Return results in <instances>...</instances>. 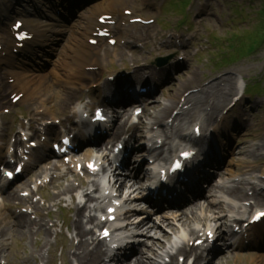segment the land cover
Listing matches in <instances>:
<instances>
[{
	"label": "rangeland",
	"instance_id": "1",
	"mask_svg": "<svg viewBox=\"0 0 264 264\" xmlns=\"http://www.w3.org/2000/svg\"><path fill=\"white\" fill-rule=\"evenodd\" d=\"M167 1L169 3L171 0ZM172 1L174 2L175 0ZM176 1L177 5L174 2L175 6H173V2H170L171 4L167 5L164 13L162 11L163 9L160 7H156L155 9L151 7L148 8L144 4L145 0L132 1V3L141 10L138 14L139 16H146L148 19H157V23L147 28L134 26L132 29L127 30L125 34H129L127 39L131 40L125 47L120 44V47L109 48L107 40L104 41L100 45L104 50L101 59L104 61L105 70L107 69V72H103V77L108 76V71L114 74L123 73L126 75V78L130 77L128 81H136L133 86L138 85L141 80L139 77L136 78L133 76L136 74L134 69L139 70L142 75L147 73V75L150 76L159 71L158 67L155 66L159 58L167 59L171 57L169 64L159 71L163 74L162 77L160 79L158 78V80L156 79V84L165 83L162 91L158 93L153 103V105H156L157 102H159L161 107L155 110H151L150 108L149 112L146 114V116H148L142 121V123L145 124L139 126L141 132L143 131L147 135L150 131H147L146 125H153L155 123V121H153L156 116L155 111H162L164 107L162 104L173 106L172 104L175 102L182 103L189 95H192L196 91L199 92L197 95L199 96L198 99L203 103L208 100H228V95H225L231 92V94L235 92V95H237L239 92L236 90L232 91V88L236 87V84L239 83L238 81L241 78H245L247 83L251 86V91L254 92L255 96L252 97L254 103L240 107V114L234 116L239 117L241 114L246 113L244 118L250 122L241 130V132L246 135H244V140L240 142L242 143L240 144V148H245V155H238L241 150H230L231 153L235 152V156H230V172H228L229 175H231L232 172L233 175H238L242 173L244 169H247L250 164H254L256 165L254 170L255 174L258 175L257 177L264 178L261 173L264 171V157L258 158L257 152L255 150L253 151L254 143H259L264 149V45L254 54H246L240 61L230 66L225 65L222 60L223 57L231 58L232 56L230 53L233 55V50L230 49L231 45L229 44V40L233 35L236 34V36H243L244 38L247 31L252 32L256 27L261 25L262 16H260V13H264V0H192L190 7L188 6L189 8H186L187 5L182 8V4L179 5V0ZM164 2H166V0L158 1V3L163 4ZM127 8H131V6ZM183 22L186 23V25L181 26L180 24ZM29 24L32 25V21H30ZM174 33L184 34L182 39L183 47H181L180 50L175 40L169 39V35L173 36ZM70 34V29H67V31H65V36H63L57 48H54L56 51L52 56L51 66L48 68V76L56 83H54L56 87L44 93V98L48 99V102L50 101V104L54 106L55 103L57 104L58 101L62 100L61 98V100H58L57 96L58 94H62L64 91L62 89L64 87L68 88L67 93L70 96L74 94L75 96L77 95L71 105L63 104L60 107L59 104H57L56 108L54 107L55 112L60 113L59 116L69 114L71 106L87 98L85 92H82V87H80V90L78 88L75 89V85L70 81V73L68 69L65 68L66 65L70 63V58H72L73 48L76 42V40L72 39ZM258 38L262 40L261 35H259ZM179 40L181 41V39ZM244 51L246 53V49H244ZM61 72L62 75H55ZM44 75H46V73ZM61 76H64V78H60ZM223 78L225 80L227 79V81L213 84ZM230 78L231 80H229ZM106 80H108V77L105 79V82ZM152 80L154 81L155 79ZM122 83H124V81ZM153 85H155V83ZM8 92H10V89L5 88L3 93L4 98L10 97ZM238 96L240 95L238 94L236 97L233 95V97L230 98L231 101H227L226 105L217 114V118L226 113V109L233 105ZM9 108V104L6 105L1 97L0 114ZM14 108L17 109L18 112L15 114L12 112L11 116L6 117L7 127L12 130H14L17 125L23 123L19 117L20 113L25 112L24 116L28 118L33 115L32 110L26 113V109L29 110L30 107L25 105H20V107L16 106ZM173 111L174 117L180 109L177 108L176 105ZM172 118L167 119L166 122L171 123ZM234 120L233 118L227 124L230 126L228 131L233 127L232 123ZM209 124L215 125L213 120ZM244 130H249V132L246 133ZM230 132L234 133V131ZM248 152L250 153L248 154ZM244 159H246L247 165L238 164V162ZM33 175L34 173L32 176ZM77 176L78 178L76 179L70 176L68 184H70V180H75L73 185L79 186V182L82 178L80 175ZM256 179L257 178L251 182H255ZM31 180L32 177L27 180L28 182H25L26 186ZM66 183V180L65 182L63 180L60 182L62 187H66ZM57 192L58 188L56 184H52L49 188L42 189L41 195L45 198H49L53 207H51L50 204L45 205L44 203V205H42L39 203V206L45 209L43 211V217L46 221L45 224L49 223L52 227L51 236L49 238L42 235L43 240L49 243L50 246L45 247V244H39V239L37 237L33 238L30 236L24 238L20 234L8 232V237L11 238V240L6 249H0V255H2L0 257L1 259L6 260L8 264H76L75 261L72 260V255L74 254L72 245H74V243L77 244V241L75 240L74 243L71 242L73 233L69 228L65 227L67 223L69 225V219L72 221L74 220V212H70L68 208L70 209L75 204H72L71 198L69 197H66L67 201L59 199L52 201ZM19 194H21V192H19ZM9 199L10 200H6V207L12 208L15 204L11 198ZM38 200H40V198L33 197L30 202L33 203V201H35L36 203ZM23 208L25 209L26 205L20 206L15 210V216L19 215L20 212L22 213ZM50 209L51 211H48ZM48 212H50V215H48ZM207 216L205 218L204 216L202 217L204 220H207ZM29 217L31 221L38 220L37 215ZM174 217L175 216H171V219L173 220ZM151 219L155 221V223H158L159 219L156 216H152ZM203 222L202 220L192 223L191 228H195L198 231V228H204ZM166 231L170 233L169 229H166ZM10 234H12V236ZM158 234L156 236L159 237L160 235ZM142 239L146 241L149 246L152 245V241L149 237H143ZM160 239L162 242H165L162 237H160ZM41 247L44 248L42 249ZM160 249V253L163 254L164 252L162 249L164 248L160 247ZM251 255L254 256V254ZM152 257L155 258L154 256ZM256 257L240 255L237 259H223L217 264H255ZM164 260L165 258H162L159 262H164Z\"/></svg>",
	"mask_w": 264,
	"mask_h": 264
},
{
	"label": "bare ground",
	"instance_id": "2",
	"mask_svg": "<svg viewBox=\"0 0 264 264\" xmlns=\"http://www.w3.org/2000/svg\"><path fill=\"white\" fill-rule=\"evenodd\" d=\"M23 1V0H21ZM129 1V2H128ZM130 1L132 0H97L94 1V4H92V6L89 8V10L87 11V13L84 16V19L81 20L80 22L77 23V25L73 28V36L74 39H76V43L75 46L73 48V55L72 58H70V63L69 65H66V69H68L69 73H70V81L73 83V85H75V89L78 88V84H86L88 82H90L89 78L87 77H92V78H96V75L93 74H86L85 76V81L87 83H84L83 81H81V79L78 77L80 75H82V71L85 69H92V68H98V67H102L104 65V61L101 59L102 55L100 54L101 51H97L95 56H90L87 57L88 54H90V49L91 47L89 46L88 41H86L87 38H90L92 36V34L94 32H97L98 28L100 27L99 25V21L97 19L103 17L104 15H108L111 12L117 13V9L121 10L125 5H129ZM149 3H152L153 0H147ZM24 2V1H23ZM34 2L38 3L36 4L41 10L45 9L46 10V6L44 7L42 4L41 0H35ZM31 4V1H30ZM28 5V4H26ZM117 10V11H116ZM121 13V12H120ZM0 27L3 28L4 30H7L8 25H2L0 24ZM43 25L41 24V22L37 23L35 26L31 27L30 29L36 33L39 34L40 37H43V31H42ZM10 29V28H9ZM9 29L6 32V36L7 38L5 39L3 37V39L6 41V45L8 48H10V42L9 40L11 39V33H9ZM120 29V27L118 28ZM117 29V32H119ZM119 34L121 35V33L119 32ZM46 43H48L46 41ZM11 57V60H7L6 61V65L8 68H15L12 66V64H14L13 57ZM19 66V65H18ZM134 72L136 74H139V76H142L140 74L139 70L134 69ZM62 75V72L59 74H55V75ZM73 74V75H72ZM9 75L11 76V79H14V83L12 84L11 88L15 91V92H20V93H24L25 95V100H20V102H25L28 99H33L36 95L38 94H43L44 91H50L52 90V88L56 87L54 86V81L53 79L50 77H48L46 75V77L44 76H38L37 78L31 79L28 78L26 76L25 73H18V72H10ZM52 76V75H51ZM60 78H64V76H61ZM91 78V79H92ZM55 79V78H54ZM224 79V78H223ZM219 81V83L221 82H225L224 80ZM89 80V81H88ZM93 80V79H92ZM96 80V79H94ZM69 81V80H68ZM56 84V83H55ZM3 88V84L0 85V88ZM45 87V89L43 88ZM238 87V86H237ZM5 88V87H4ZM236 88V87H235ZM235 88H232V91H235ZM67 89V90H66ZM239 89V88H238ZM62 90H64L61 94V96L59 97L60 94H58L57 98H62L61 101H59V106L61 107L63 104H72L74 99L77 97V95H69L68 92V88H63ZM232 93V92H231ZM227 94L228 96H231L232 94ZM199 96L195 95V96H191L189 98V100L186 103V106L184 107V110L182 112V114L177 118L176 122L174 125L171 126H167V128L169 130H181V131H185L188 127V125H190L191 123H195L196 122V118H197V111H199L204 105L207 104V106H213V108H215V106L217 107V109L215 111H220V109L222 107H224L227 103V99H221L218 101H215V104L209 105V100L207 101L208 103L200 104V100L198 99ZM59 100V99H58ZM199 100V101H198ZM29 101V100H28ZM178 105V102L173 103L172 105ZM57 106V105H56ZM190 106V109H188L187 111H185L186 107ZM41 107L45 110V114L54 116V109H52V106H47L46 103H41ZM151 108V110H155L159 107H161V104L159 105V102H157L156 105L151 104V106H149ZM172 107L170 105H165L162 109V111L159 113L158 118H161V120H159L160 122H163L162 120L167 118L169 115H171L172 112ZM212 108V107H211ZM64 112V111H63ZM215 116V115H211V118ZM126 118H121L120 120V124L118 125V127L115 129V133H114V137L118 138L119 136H122L126 131L127 132H131L130 135V140H134L135 144H139L142 141H144L141 129L137 126H132L130 128H128V125L126 124L127 121L124 120ZM237 129V126H233L230 131H235ZM132 130V131H131ZM154 139V138H153ZM170 139H172L171 136H166V143H165V150L166 146H171L170 145ZM140 140V141H139ZM155 143H161L159 144V147L163 146V143L165 141L164 137L162 136H158L154 139ZM131 144V142L129 143ZM27 146V144H26ZM232 146H230L231 148ZM94 157H92V152L88 151L87 154H85V157L79 159L78 162H73V164L76 165L75 171H77V167L79 164H84V162L88 161V159H92ZM137 158H133V160H135ZM100 161V160H98ZM136 165V164H134ZM50 167L44 165L42 167H40V170H42V172L38 173L37 175L40 176V178L44 176L43 179L48 178V174L50 172H56L57 170H59V167L54 164L51 163L49 164ZM65 167L66 164H64ZM64 166H62V172L63 173H67L68 169H64ZM39 168V165L37 166ZM69 168H71V164L69 166ZM64 169V170H63ZM135 170L136 167L133 166L132 170ZM138 169V168H137ZM137 172V174L130 179V187L131 189H134V191L136 192L140 187L138 185V183H140V181H145L147 178L150 177L151 173L147 174L148 172L145 170V167L143 168H139L138 170H135V172ZM73 173V172H71ZM36 175V176H37ZM115 176H112V178L114 179V183H110V180L108 182H102L98 179H91L89 178L88 182H85V184L88 185V189H87V204H85L83 207L77 206L75 207V219L73 220V222L70 225L71 230L75 233V236L78 239V244L77 246H73V249L75 250L74 255H73V260L75 261L76 264H105V251H104V244L105 241L98 239H92L95 232L93 229H87V225L88 224H94L96 222V217L92 216V212H93V207H89L88 206V202H94L96 205L94 207V212H101L103 210V208L106 209L107 204L111 202L112 200V191L110 190V185L111 184H117L118 182L120 186L125 185L123 182H121L120 180H116ZM143 177V178H142ZM54 177L52 176V182H54V184H56V187L58 188V193L57 196H55L52 201H56L57 199H61V196L66 195L67 193H69L70 191L74 190V186L73 185H69L66 188H62L60 181L57 179H53ZM142 179V180H141ZM250 185L251 187H255V185L251 184L250 182L247 181V183H244V186H248ZM236 190L232 189L230 192L234 193V196L236 199H238L239 201H242L244 199H246L248 197V193H247V188L246 187H238L235 188ZM210 193L216 197L217 195L222 194L225 190L224 187L222 186H217V185H212L210 186ZM227 193V192H226ZM264 193V191L259 192L257 195L263 197V199H261L260 197H256L257 198V202L259 204L264 203V195L262 194ZM11 197L15 198L14 195H10ZM9 196V197H10ZM125 200L128 202L129 198L125 197ZM22 201L26 202L25 200L22 199ZM215 205V204H214ZM214 205H211V207H215ZM198 207L197 205H192L189 207V213H185V212H181L179 217L177 218L176 222L179 223L174 224L173 222H171V220L169 219H165L162 221V224L167 225L168 228L171 229L172 234L174 236V238L177 237V233L179 231V229L182 231H184V228L187 227L189 228V233L191 235L195 234V229L191 228L192 223L195 222H199L202 219H199L200 216H198L197 214H195L194 210L195 208ZM34 209V208H33ZM87 209H90V214L89 217H84V212L87 211ZM194 209V210H193ZM136 210V209H135ZM135 210H131L132 212ZM39 211V210H38ZM5 215V216H4ZM39 221L36 222H31L29 221L27 216L21 215L19 217H16L13 219V214L12 212H8L6 214H3V211L0 210V224L3 223V219L5 220L6 224L10 226L11 228V232L14 234H20L22 237H37L39 240V244L44 245L45 247H49V243H47L46 241L43 240V236L46 238H49L51 236V232L49 229V226L46 223L45 219L42 217V213L39 211ZM42 215V216H41ZM86 218V221L85 219ZM212 220H215V218H212ZM98 221V220H97ZM102 224L97 222L96 227L101 226ZM128 226H134V229L136 230H142L141 233H136L141 234V235H147L149 236V238L153 241V245L151 247H149L148 245L144 243H139V245L136 247V249L133 251V255L132 258H134V260L132 261V263H129V261H126L122 264H161L159 263V261H156L154 258L151 257V254L156 257V258H161L160 257V252L158 250H160V247L164 248L165 247V242H162L161 239H158L154 234H156L157 232L160 234V237H162L164 240H166V242L170 241L169 243L174 247L176 245H179V238L173 239L171 238L170 233H167L165 228H161L160 226H155L153 221L150 220H141L139 222L136 223H132ZM162 226V225H161ZM1 230V227H0ZM3 233V230L1 231ZM219 232V230H218ZM261 232H264V230H262ZM43 235V236H42ZM221 235V233L219 232L218 237ZM42 236V239H41ZM90 238V239H89ZM90 240L92 242H90ZM174 242V243H172ZM42 249L44 247H41ZM183 253L185 254H189L188 250L186 249V247H182ZM262 250V249H261ZM207 250H205L204 252H206ZM166 252H170V251H165ZM230 253L228 252V250H226V248L223 246L221 247V251L219 252L218 256H216L217 260L216 262H210L208 264H216L217 262L222 261L223 259H228V257L230 258H237V254L233 253L232 255H229ZM115 258H117V256H115ZM128 260V259H127ZM115 260L111 259L110 263H113ZM257 264H264V251H261L257 257V261L255 262Z\"/></svg>",
	"mask_w": 264,
	"mask_h": 264
},
{
	"label": "snow or ice",
	"instance_id": "3",
	"mask_svg": "<svg viewBox=\"0 0 264 264\" xmlns=\"http://www.w3.org/2000/svg\"><path fill=\"white\" fill-rule=\"evenodd\" d=\"M20 39H25V37L24 36H21ZM98 118L99 119H103V116L102 115H98ZM185 158L188 159L190 157H187L186 156ZM8 175H9V177H11L12 176V173H9ZM258 219H264V213H261L260 216L258 217ZM209 235L211 236V234H209Z\"/></svg>",
	"mask_w": 264,
	"mask_h": 264
}]
</instances>
